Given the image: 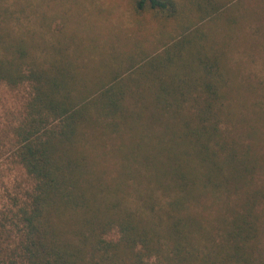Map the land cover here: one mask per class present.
Here are the masks:
<instances>
[{"label": "trees", "instance_id": "1", "mask_svg": "<svg viewBox=\"0 0 264 264\" xmlns=\"http://www.w3.org/2000/svg\"><path fill=\"white\" fill-rule=\"evenodd\" d=\"M180 1L131 0L166 20L202 16L129 81L80 77L47 46L0 35V83L32 88L13 135L33 181L0 264H264V82L232 91L201 43L227 0ZM97 128L128 133L110 173L91 169Z\"/></svg>", "mask_w": 264, "mask_h": 264}, {"label": "rangeland", "instance_id": "2", "mask_svg": "<svg viewBox=\"0 0 264 264\" xmlns=\"http://www.w3.org/2000/svg\"><path fill=\"white\" fill-rule=\"evenodd\" d=\"M201 16L188 12L181 23L166 20L151 11L136 13L131 0H0V35L4 41L22 39L47 46V60L66 57L80 77L96 82L97 77L118 76L129 81L135 70L145 69L148 60L183 37L187 21L195 25ZM199 27L201 43L219 58L232 91L264 82V0H227L218 16ZM31 89L28 83L15 88L0 83V255L4 259L17 253L22 239L18 213L33 188L16 160L13 135L26 116ZM88 134L103 145L89 151L91 169L116 170L121 159L118 150L128 133L108 134L97 128ZM210 206L208 215L218 211ZM109 238L116 240V232Z\"/></svg>", "mask_w": 264, "mask_h": 264}]
</instances>
